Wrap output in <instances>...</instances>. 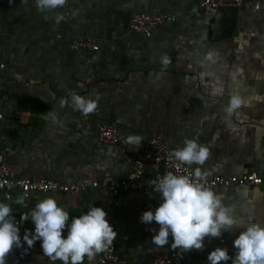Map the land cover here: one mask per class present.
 Returning a JSON list of instances; mask_svg holds the SVG:
<instances>
[{
    "label": "crops",
    "instance_id": "crops-1",
    "mask_svg": "<svg viewBox=\"0 0 264 264\" xmlns=\"http://www.w3.org/2000/svg\"><path fill=\"white\" fill-rule=\"evenodd\" d=\"M198 2L73 0L71 15L59 27L55 15L60 8L42 13L35 0H0V155L18 177L99 183L97 189L75 195L36 194L25 200L27 207L14 203L17 196L9 201L0 196L15 218L30 213L45 197L68 211L69 224L91 206L106 212V182L130 172L133 158L151 136L164 140L172 151L185 139L206 145L210 157L202 168L212 175H264V0L258 11H211ZM170 11L179 18L150 37L127 28L132 12ZM79 36L96 39L99 50H78ZM209 50H216L219 60L202 67ZM162 54L171 57L166 70L159 62ZM201 73H207L203 80ZM217 83L224 92L213 97L205 85ZM72 94L97 100V109L87 116L73 110ZM232 95H241L247 103L228 114ZM62 98L68 105H59ZM49 111H55L56 121L42 116ZM99 124L116 127L129 146L99 142ZM156 174L152 168L146 172L147 177ZM214 192L235 208L242 225H264V184ZM120 201L116 264H150L155 252L172 242L170 236L169 245L155 247L151 230L159 226L140 221L143 212L155 211L161 198L129 193ZM23 224L34 232L30 216ZM240 231L206 237L208 254L187 257L183 264H209L207 256L217 247L234 257L233 241ZM24 248H14L6 264H50L40 241L26 253ZM83 264H98V254L92 261L85 257ZM222 264H232L231 259Z\"/></svg>",
    "mask_w": 264,
    "mask_h": 264
},
{
    "label": "clouds",
    "instance_id": "clouds-1",
    "mask_svg": "<svg viewBox=\"0 0 264 264\" xmlns=\"http://www.w3.org/2000/svg\"><path fill=\"white\" fill-rule=\"evenodd\" d=\"M35 2L37 10L42 13L54 11L66 4V0ZM55 20L59 23L63 16L56 14ZM218 60L219 53L209 50L205 53L201 66L216 64ZM159 62L166 70L172 61L168 54H162ZM205 75L207 73H201L202 80ZM205 86L210 87L211 96L223 95V87L218 83ZM68 103L63 98L59 101L61 107ZM246 103L241 95H232L225 112L232 114ZM70 106L87 116L97 109L98 101L72 94ZM42 116L56 121L55 111ZM209 157V147L198 143L196 139H185L182 147L170 153V158L181 164L198 167L194 168L191 176L167 172L163 177L152 181L153 189L160 194L162 202L154 212L145 211L140 217L141 223L147 225L155 221L159 226L158 231L151 230L155 233L151 243L162 248L169 245L171 236V250L182 255L192 250H204L203 242L206 237L220 238L224 232L240 229L238 237L233 241L236 249L234 257L229 256L227 249L217 247L207 256L209 264H222L230 259L232 264H264V225L251 222L242 225L235 216V208L224 203L223 194L214 192L208 186V177L212 172L202 166ZM25 199V196H18L14 203L27 207ZM106 215L102 208L91 206L85 214L73 217L69 224L68 211L58 206L53 197H45L36 203L30 213L21 215V221H28L30 216L34 224V232L26 229L21 238L20 226L11 205L0 202V264H6V258L14 248H24L26 244V253L37 241L41 242L43 255L49 258L50 264H55L57 260L62 261V264H83L85 257L92 261L97 254L112 245L117 237ZM65 229L66 238L63 236Z\"/></svg>",
    "mask_w": 264,
    "mask_h": 264
},
{
    "label": "built area",
    "instance_id": "built-area-1",
    "mask_svg": "<svg viewBox=\"0 0 264 264\" xmlns=\"http://www.w3.org/2000/svg\"><path fill=\"white\" fill-rule=\"evenodd\" d=\"M72 1L67 0L66 5L57 11L56 14L63 16V20L59 23L56 22L59 27L71 15L69 6ZM179 5H182V3H179ZM198 5L202 9L211 11L221 8L258 11L261 7V0H199ZM178 18L179 13L176 11L161 13L132 12L129 14L127 28L129 31L150 37L157 28L173 23ZM75 47L83 52H97L99 50L96 39L87 36H79ZM97 139L99 142L110 146H129L121 138L119 130L108 124H99L97 126ZM171 152L172 150L161 138L147 137L133 158L130 172L125 177L110 178L106 182V191L108 193L106 219L117 233V237L112 245L98 254V264H116L119 261L117 251L119 219L117 213L122 195L145 193L160 196L159 193L154 191L152 184V181L157 177H163L167 172H173L176 175H192L193 168L170 158ZM149 168L154 169L158 174L153 177H147L146 172ZM208 182V186L213 190L232 186L258 187L264 184V175L253 171L237 175L216 174L209 176ZM98 186L99 183L97 181L61 182L47 178L18 177L14 166L0 155V196L7 201L11 200L13 196H25V200H27L36 194L75 195L89 189H97ZM16 222L20 226V235L23 237L25 230H28V228L20 219L16 218ZM208 250L209 248H204L202 251L192 250L182 255H177V251H173L169 247L155 252L150 264H183L187 257H205L208 254Z\"/></svg>",
    "mask_w": 264,
    "mask_h": 264
},
{
    "label": "water",
    "instance_id": "water-1",
    "mask_svg": "<svg viewBox=\"0 0 264 264\" xmlns=\"http://www.w3.org/2000/svg\"><path fill=\"white\" fill-rule=\"evenodd\" d=\"M233 10H235V9H233ZM128 18H129V16H128ZM121 136V135H120Z\"/></svg>",
    "mask_w": 264,
    "mask_h": 264
}]
</instances>
